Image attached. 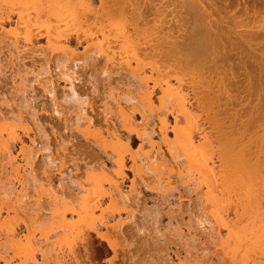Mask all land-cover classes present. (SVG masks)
<instances>
[{
    "label": "bare ground",
    "instance_id": "6f19581e",
    "mask_svg": "<svg viewBox=\"0 0 264 264\" xmlns=\"http://www.w3.org/2000/svg\"><path fill=\"white\" fill-rule=\"evenodd\" d=\"M185 2L0 0L2 264H79L85 253L73 246L87 232L117 254L130 248L128 224L154 250L173 237L167 259L147 244L146 264H264V107L251 126L252 113L237 117L227 105L232 71L211 69L235 40L261 70L264 15L236 29L216 1ZM137 213L152 217L150 228Z\"/></svg>",
    "mask_w": 264,
    "mask_h": 264
},
{
    "label": "rangeland",
    "instance_id": "374dc122",
    "mask_svg": "<svg viewBox=\"0 0 264 264\" xmlns=\"http://www.w3.org/2000/svg\"><path fill=\"white\" fill-rule=\"evenodd\" d=\"M186 2H185V4L186 5H189L188 3V1L189 0H185ZM215 3H218V5L216 4V7H217V10L220 12V14L222 15V16H224V19L229 23V25L233 22L234 24H232V28H234L235 26L237 27L238 25H240L239 27L241 28V29H244V28H242V25H244L243 27H245V25L247 24V23H249V24H251V22H253V21H251V18L254 16V14H255V11H256V14H255V17H257V16H259V18H261L260 16H263L264 15V5H263V0H227V2H226V0H213ZM192 2V1H191ZM175 3V2H174ZM178 3V2H177ZM176 3V4H177ZM176 4H174V5H176ZM236 4V5H235ZM194 5V2H192L191 3V6L195 9V7H196V5L195 6H193ZM148 6H150V5H148ZM146 7L145 6V8L146 9H143L144 11H146V13H145V16H148L147 17V19H149V18H152L151 16L152 15H154L150 10H152L151 8H152V6H150V7ZM184 6V5H183ZM220 6V7H219ZM254 6V7H253ZM186 7H188V6H186ZM190 7V6H189ZM192 7H190V8H192ZM228 7V8H227ZM150 8V9H149ZM170 8H171V6L168 8V10H170ZM183 8H185V6L183 7ZM190 8H188V13H187V15H189L191 12H190ZM192 8V9H193ZM252 8V9H251ZM148 9H149V11H148ZM187 9V8H186ZM229 9V10H228ZM263 9V10H262ZM215 10H216V8H215ZM227 10V11H226ZM234 10V11H233ZM153 11V10H152ZM187 11V10H186ZM192 11V10H191ZM194 11V13L197 11L198 12V10H193ZM192 11V12H193ZM254 13H253V12ZM262 12H263V14H262ZM185 13V14H186ZM193 13V14H194ZM199 13V12H198ZM246 13V14H245ZM259 13H261L262 15H260ZM152 14V15H151ZM192 14V13H191ZM197 13H195V15H196ZM227 14V15H226ZM247 14H248V16H247ZM259 14V15H258ZM144 15V14H143ZM186 15V16H187ZM197 15H199L200 16V13L199 14H197ZM197 15H196V18L198 19L199 18V16L197 17ZM221 15H220V17H221ZM243 15V16H242ZM253 15V16H252ZM190 17H192L191 15H189ZM189 16H187L188 18H189ZM201 17V16H200ZM219 17V16H218ZM247 17V18H246ZM195 18V17H194ZM193 17H192V19H194ZM195 18V19H196ZM222 18V17H221ZM243 18V19H242ZM244 18H245V20H244ZM248 18H249V20H248ZM258 18V17H257ZM191 19V18H190ZM201 19V18H200ZM200 19H198V21L200 20ZM253 19V18H252ZM202 20V19H201ZM200 20V21H201ZM225 20H224V22H225ZM197 21V20H196ZM196 22V23H199V22ZM249 21V22H248ZM251 21V22H250ZM247 22V23H246ZM192 23H193V20H192ZM195 23V22H194ZM193 23V24H194ZM236 23V24H235ZM193 24H191L192 26H193ZM201 22H200V24L198 25V26H201ZM220 24H222L223 25V23H220ZM222 25H220L218 28H216V32L217 33H220V32H218L217 30H219V31H221L220 29H222L221 27H222ZM196 26V25H195ZM195 26H193V27H195ZM224 26H225V23H224ZM192 27V28H193ZM202 27H204V25L203 26H201V30H202V32H203V30H204V28H202ZM235 27V28H236ZM247 27V26H246ZM199 28V27H198ZM194 29V28H193ZM192 29V30H193ZM200 29V28H199ZM199 29H198V31H199ZM236 29H239L238 27L236 28ZM190 30V34H192L191 32V29H189ZM194 30H196V28L194 29ZM200 30V31H201ZM215 31V30H214ZM225 30H223L222 29V33H220V34H223L224 36H226L227 37V35L225 34V32H224ZM195 32H197V31H195ZM195 32L192 34V35H194L195 34ZM202 32H201V34H202ZM189 33V32H188ZM187 33V36L189 35ZM216 33V34H217ZM197 34H198V32H197ZM220 34H217L216 35V39H217V41L220 43V39H221V41H222V43L223 42H225L226 40V38L225 39H222L223 37L222 36H219L218 37V35H220ZM192 35H191V38L190 39H192L193 37H192ZM199 35H200V32H199ZM204 35V34H203ZM215 36V35H214ZM213 36V37H214ZM190 37V36H189ZM196 37H202L203 38V36H198V35H196ZM220 37H222V38H220ZM201 38V39H202ZM205 38H207V36L206 37H204L203 39H205ZM186 39H188V37L186 38ZM195 39V38H194ZM196 39H198V38H196ZM201 39H199V40H201ZM188 41L190 42V40L188 39ZM193 41V42H192ZM191 41V43H194V40H192ZM237 41V40H236ZM188 42V43H189ZM234 42V44H233V46H236V45H238L239 46V48H238V46L237 47H233L232 46V44H231V46H232V50H231V52H228V51H230V49H231V46H230V48H229V43L226 41L225 42V45L227 46V48L225 49V51L223 50V48H221L222 50H220V51H222V54H221V52L220 51H218V52H220L219 54H217L218 55V58H216V60H215V65H216V68L214 67H212L211 69H213V70H216V71H212V72H214V74L215 73H218V72H221V73H224V71H225V74L227 75V77H230V76H228L229 75V71H232V75H233V77H232V79H229V78H227V80H226V83H227V87H228V90H229V93L231 94V96L230 97H232V98H230L229 99V101H228V103H227V105H228V108H230L231 109V111H233L234 112V109H235V111L236 112H238L237 113V117H238V115H240V117H242V115H244V113H245V115H246V111H248V115H249V113H252V115H250L249 117H252L251 119H249V121H251L250 122V126L251 125H253V123L256 121V119H253V118H257V120H258V118H260V114H261V112L259 111V108L261 107V109H262V107H264V95H263V93H264V65H263V67L261 68V70H258V68H259V62H258V60H256V61H253V60H255V59H252V57L250 56L251 54H247V53H250V52H247V48H245V46L243 45H241L240 43L241 42H237V43H235V40L234 41H232V43ZM187 43V42H186ZM219 43H217V44H219ZM227 43H228V45H227ZM71 44H72V46H73V44H74V38H72L71 39ZM224 44V43H223ZM226 46H224V47H226ZM242 46V47H241ZM218 48H219V46H217ZM229 48V49H228ZM239 49V50H238ZM218 50V49H217ZM228 50V51H227ZM233 50H235V52H232ZM240 51V52H239ZM249 51V50H248ZM200 54V53H199ZM241 54V55H240ZM244 54V55H243ZM227 56V60L225 59L226 58V56ZM247 55H249V56H247ZM225 56V57H224ZM241 56V57H240ZM245 58H244V57ZM202 56H200V58H201ZM243 57V58H242ZM196 58V57H195ZM252 59V60H251ZM194 60V58L192 59V61ZM197 60V59H196ZM196 60H194L193 62L191 61V64H194V62L196 61ZM242 60H243V62H242ZM197 61H199V60H197ZM197 61L195 62V63H197ZM219 63H217V62ZM200 63V65H204V63H201V62H198L196 65H198ZM190 64V65H191ZM264 64V63H263ZM199 65V66H200ZM242 65V66H241ZM243 65H244V67H243ZM191 66H193V65H191ZM221 66V67H220ZM193 67H195V66H193ZM219 67V68H218ZM223 67V68H222ZM196 68H198V66L196 67ZM229 68V69H228ZM205 69H207V68H205ZM210 69V70H211ZM260 69V68H259ZM245 70V71H244ZM247 70V71H246ZM250 72H249V71ZM98 71V70H97ZM96 71V72H97ZM260 71V72H259ZM99 72V71H98ZM97 72V73H98ZM245 72V73H244ZM249 74V78L251 79V83L249 84V86H252V88L250 89V91H248V89H249V87L247 86L248 84H247V82H246V78H244V77H246V75L245 74H247V73ZM95 73V72H94ZM231 73V72H230ZM96 74V73H95ZM98 74H96L95 76H97ZM97 78V79H96ZM95 79L96 80H98V81H96V83L98 84V86H100L101 85V78H99L98 76L96 77ZM231 78V77H230ZM235 78V79H234ZM4 81V80H3ZM257 82H259V83H257ZM2 82H0V84H1ZM260 83H263V87H262V95H260V100H259V102H258V100L257 101H255V98H256V96H255V94L256 93H254V92H256V88L257 87H259V84ZM100 84V85H99ZM6 83H2L0 86H1V88H2V90L5 88L6 89ZM119 86H122V85H119ZM4 87V88H3ZM248 87V88H247ZM255 87V88H254ZM1 88H0V93L1 92H4V91H2L1 90ZM85 88V87H84ZM247 88V89H246ZM4 89V90H5ZM258 89V88H257ZM255 90V91H254ZM249 92V93H248ZM251 92V93H250ZM101 93V92H100ZM253 93H254V95H253ZM249 95V97L250 96H255V97H253V98H249V97H247ZM246 96V97H245ZM96 98V104L95 105H98V103L100 104V102H98V101H100L101 100V98H99L100 97V95H97L96 94V96H95ZM249 99V100H248ZM255 101V102H257V103H254V102H251V101ZM247 102V103H246ZM261 102V104H259ZM251 103V104H250ZM231 105V106H230ZM243 105V106H242ZM254 105V106H253ZM256 105V106H255ZM251 106H253L252 108H251ZM255 107V108H254ZM233 108V109H232ZM253 108L255 109V110H253ZM260 109V110H261ZM238 110V111H237ZM240 110V111H239ZM251 110V111H250ZM254 112H253V111ZM230 111V112H231ZM256 111H258V113H257V115H256ZM240 112V113H239ZM254 113H255V115H254ZM242 114V115H241ZM44 115V116H43ZM46 114H44V113H39V116L40 117H43V119H45V120H47L48 122H50V119H48L46 116H45ZM243 116L242 117V119L243 120H245L246 118H247V120H248V118L249 117H246V116H248V115H246V116ZM45 117V118H44ZM246 117V118H245ZM241 119V120H242ZM253 120H255L254 122H253ZM252 123V124H251ZM47 126V125H46ZM248 128V127H247ZM47 129H48V127H47ZM248 129H251V127H249ZM49 130V129H48ZM247 132H248V130H247ZM250 132H251V130H250ZM51 138H52V136H51ZM130 140H131V146H132V149H135L136 148V146H137V144H138V140L135 138V136L134 135H132L131 136V138H130ZM79 146V145H78ZM77 146V148H78V150H79V153H80V151L82 150V151H84V152H86L85 154H87L88 155V157L89 156H93V154L92 153H94V152H92L91 151V148H87V149H85L84 147H78ZM84 152H83V155L82 156H80V157H83L84 159L87 157V155H85L84 154ZM82 153V152H81ZM95 156V155H94ZM90 159H91V157H90ZM89 158H86V160L85 161H88V160H90ZM89 163V162H88ZM80 165H81V162L79 163ZM82 170V169H81ZM125 173H126V179H124V181H123V184L126 186V185H128L129 184V180L132 178V173L130 172V170L129 169H126L125 170ZM168 175V174H167ZM80 176H81V179H82V176H83V171L81 172V174H80ZM54 177V176H53ZM52 177V178H53ZM84 177V176H83ZM38 178H41L40 176L38 177ZM55 178V177H54ZM53 178V179H54ZM172 178V177H171ZM164 180H166V179H164ZM172 180H174L173 182H175V183H177L178 182V180H175V178L173 177L172 178ZM175 183H174V185H175ZM180 184V183H179ZM178 184V185H179ZM177 185V184H176ZM181 185V184H180ZM179 185V186H180ZM177 188H178V186H176ZM176 187H175V189H176ZM180 187H182V186H180ZM179 187V188H180ZM175 191H177V190H175ZM178 191H182L183 192V197L185 198V200H187L188 199V196H187V193L185 192V191H183V190H181V188H180V190H178ZM192 205L191 206H193V203H191ZM137 215L139 216L140 214L139 213H137ZM136 217V223L137 224H139V221L141 220H143L144 222H146V224H149L148 226H149V228H150V226H151V219H152V217H148V216H145V217H147V220H145V217L143 218V219H141L143 216H142V214L139 216V217ZM137 218H138V221H137ZM151 218V219H150ZM160 218H161V215H159V218H157L158 220H159V222H161V220L163 219H161L160 220ZM140 219V220H139ZM150 221V222H149ZM163 223V225H165V224H167V223H165V222H162ZM161 223V224H162ZM160 224V223H159ZM18 227L19 228H17L18 229V231L20 230L21 232L24 230V226L20 223V224H18ZM133 228V229H132ZM136 229L133 227V225L132 224H128V226L127 227H125L124 228V231H126L125 232V236L128 238V240H127V238H126V243H128L127 241H129L130 243H128V244H130V248H128V246H127V248H125V246H126V244L124 243V246H118V248H116V250H117V254H116V252H113V249H111V247H109V244L107 243V241H105V240H103V239H101V238H98V237H96L95 236V234H93V233H86L85 234V236H86V239H84L85 240V242H83L84 240H82V242H80L81 243V245L79 244V243H77V245H75V246H73V249H75L76 250V253H80V254H82V253H85L84 254V256H81V258H79V260H80V262H79V264H146L147 262H148V258H150V257H152V258H155L156 259V256L157 257H159L160 255H162V258H164V259H167V254L169 253L168 252V248H167V246H169L170 244H171V241H173V237L171 236L170 237V235H168V233L169 232H167V239H166V241H165V243L164 244H161L162 246H158L157 244H155V246H158V250L157 249H155L154 250V246H152V248H151V246H150V248L152 249L150 252H152V253H149L150 254V257H148L149 255L147 254V250L149 249V247H148V245L146 244H144V238H143V234L140 232H137V231H135ZM139 233V234H138ZM131 234V235H130ZM129 236H131V237H129ZM132 238V239H131ZM131 239V240H130ZM79 240H77L76 242H78ZM132 241V242H131ZM134 242V243H133ZM84 243V244H83ZM86 243V244H85ZM132 243V244H131ZM123 244V243H122ZM82 245H84V246H87V247H85V249H87V250H85L84 248H82ZM171 246V245H170ZM120 247H124V248H120ZM145 247V248H144ZM159 247H161V248H159ZM162 247H163V250H162ZM148 248V249H147ZM166 248V249H165ZM82 249V250H81ZM83 250H85V251H83ZM126 250V251H125ZM154 250V251H153ZM81 251V252H80ZM129 251H131V252H129ZM114 253H115V255H114ZM131 253V254H130ZM80 254H79V257H80ZM83 255V254H82ZM86 255V256H85ZM152 255V256H151ZM17 261V262H20L19 261V259L18 258H13V262L14 261ZM128 260V261H127ZM16 261H15V263H16ZM67 262H70V260L69 261H67ZM83 262V263H82ZM15 263H13V264H15ZM0 264H2V261L0 260ZM17 264V263H16ZM64 264V263H63ZM70 264H75V263H73V261L70 263Z\"/></svg>",
    "mask_w": 264,
    "mask_h": 264
}]
</instances>
